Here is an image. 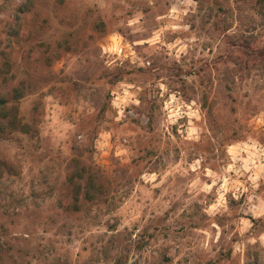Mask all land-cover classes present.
Here are the masks:
<instances>
[{"label": "rangeland", "instance_id": "374dc122", "mask_svg": "<svg viewBox=\"0 0 264 264\" xmlns=\"http://www.w3.org/2000/svg\"><path fill=\"white\" fill-rule=\"evenodd\" d=\"M1 78L0 264H264L263 2L0 0Z\"/></svg>", "mask_w": 264, "mask_h": 264}, {"label": "trees", "instance_id": "16d2710c", "mask_svg": "<svg viewBox=\"0 0 264 264\" xmlns=\"http://www.w3.org/2000/svg\"><path fill=\"white\" fill-rule=\"evenodd\" d=\"M201 3L203 0H199ZM216 1V0H213ZM264 3V0H260ZM3 79L0 80V140L3 138V136L7 133V130L10 128V126L15 125L17 122L16 116L14 112H8L9 108L14 109L13 107H10V100L6 99L8 97L9 92H11L12 96L10 95L11 101H15L16 99L20 98L22 95V90H19L18 88H11L10 90H7L6 87H4V82H2ZM9 105V108H8ZM95 175L90 176L88 178V182L83 184V186L79 182H73L72 180L71 185L73 188V197H72V209L73 211H79L80 207L83 204H93V203H99L101 202L100 198L104 193V187L97 184ZM96 182V183H95ZM83 190V193H81V196L79 197V192ZM2 240L0 237V253L2 252ZM206 264H214V261H208Z\"/></svg>", "mask_w": 264, "mask_h": 264}]
</instances>
